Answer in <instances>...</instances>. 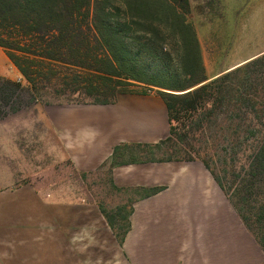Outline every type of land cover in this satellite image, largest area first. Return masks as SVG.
Masks as SVG:
<instances>
[{
    "label": "trees",
    "instance_id": "16d2710c",
    "mask_svg": "<svg viewBox=\"0 0 264 264\" xmlns=\"http://www.w3.org/2000/svg\"><path fill=\"white\" fill-rule=\"evenodd\" d=\"M176 5L182 0H0V48L21 76L0 77V121L37 105L113 104L138 85L153 91L168 136L116 147L111 167L200 162L264 255V54L208 79ZM99 207L122 241L130 210L120 227L126 207L114 216Z\"/></svg>",
    "mask_w": 264,
    "mask_h": 264
},
{
    "label": "crops",
    "instance_id": "0c3cea01",
    "mask_svg": "<svg viewBox=\"0 0 264 264\" xmlns=\"http://www.w3.org/2000/svg\"><path fill=\"white\" fill-rule=\"evenodd\" d=\"M238 1L182 0V7L176 5L194 28L201 52L226 45L219 33L225 12H234L233 25L249 22L234 9ZM259 54L216 72L205 68L206 77L213 79ZM0 77L21 81L1 48ZM37 109L74 171L86 177L107 171L120 196L114 209L130 210L127 230L120 241L89 196L67 198L39 178L23 181L27 172L17 163L26 162L29 150L10 124L0 122V264H264L254 238L200 162L111 167L116 147L152 146L168 136L166 107L156 93L120 95L109 105Z\"/></svg>",
    "mask_w": 264,
    "mask_h": 264
},
{
    "label": "rangeland",
    "instance_id": "374dc122",
    "mask_svg": "<svg viewBox=\"0 0 264 264\" xmlns=\"http://www.w3.org/2000/svg\"><path fill=\"white\" fill-rule=\"evenodd\" d=\"M238 2L234 6L236 10L239 8L238 15L251 20L248 19L249 22L245 26H241L239 22L233 25L234 12L231 11L224 13L222 16L224 20L220 18L219 28H221V32L219 33L224 41L226 39V45L221 50L209 51L208 49L201 52V56L202 53L204 55V61L202 59L204 68L209 73L224 69L227 65L249 55L264 51V0H239ZM233 4H229L228 10L233 7ZM213 37L221 38L218 35ZM172 58L176 59L174 56ZM143 90L145 88L139 85L132 88L133 93L141 94ZM150 93L154 92L147 90V94ZM38 106L9 115L0 121L10 124L16 137H18L17 139L27 144H25L26 150L29 151L24 156L26 162L17 163L27 172L23 181L38 180L39 178L45 187L58 190L59 193L63 194V197L67 198H71V194L89 196L100 204L109 216H114L116 213L114 208L120 196L110 187L107 171H98L87 177H82L81 174L74 171L71 163L64 159V151L60 146H56L53 130L44 126L39 120V111L38 109L35 110ZM40 106L43 107L44 105ZM2 165L7 167V165L12 164L4 162ZM219 190L221 189L219 188ZM224 195L226 196L225 193ZM126 210L127 208L120 216L115 217L116 226L123 227L122 218ZM241 256L243 255L241 254Z\"/></svg>",
    "mask_w": 264,
    "mask_h": 264
}]
</instances>
